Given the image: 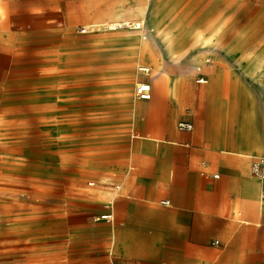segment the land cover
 Returning a JSON list of instances; mask_svg holds the SVG:
<instances>
[{"label":"rangeland","instance_id":"1","mask_svg":"<svg viewBox=\"0 0 264 264\" xmlns=\"http://www.w3.org/2000/svg\"><path fill=\"white\" fill-rule=\"evenodd\" d=\"M156 2L161 9L159 18L152 21L148 17L141 27L104 29L93 25L80 33L82 25L126 4L145 6L151 15L152 0H73L72 27L58 39L57 46L36 47V51L27 53L23 52L24 47L10 54L13 64L8 70L22 77L19 83L24 89L17 95L24 104L19 110L7 103L0 105V264H48L50 240H57L62 249L74 248L76 245L72 243L81 239L80 232L67 236L65 230L71 206L80 200L72 198L70 186L77 187L80 183L88 186L105 160L125 153L124 145L132 134L147 133L154 126L146 113L149 102L140 100L135 92L137 80L148 79L142 70L139 77L131 78L133 89L129 98L116 91L102 94L91 91V97L86 98L89 106L84 111L62 109L60 103L80 91L77 85L86 72L93 73L99 68L102 76H106L114 74L107 72L116 66L138 63L137 57L126 56L121 60L102 57L94 65L83 63L71 68L64 62L67 55L98 51L106 45L112 47L121 38L137 41L143 38V29L148 32L145 39L152 43L155 38L163 41L173 35L184 51H192L195 37L201 33L209 41L211 62L194 75L182 78V106L175 112L171 128H177L181 118H190L196 133L201 105L200 109L208 113L204 122L208 130L202 133L219 142L227 128L226 120L231 118L233 122L240 107L255 115L264 127V93L254 84L264 80L263 2ZM34 26L23 25L24 33ZM219 64L231 69L233 79L214 78L212 70ZM69 71L73 75L69 76ZM200 75L208 81L198 82ZM257 128L260 129L259 122Z\"/></svg>","mask_w":264,"mask_h":264},{"label":"crops","instance_id":"2","mask_svg":"<svg viewBox=\"0 0 264 264\" xmlns=\"http://www.w3.org/2000/svg\"><path fill=\"white\" fill-rule=\"evenodd\" d=\"M72 9L73 0H0V105L19 110L24 104L17 95L22 77L8 70L10 54L57 46L72 27ZM25 24L36 26L26 34ZM237 110L220 142L203 135V109L196 133L195 125L184 131L177 123L179 142L132 134L125 153L105 160L94 181L70 186L80 202L71 206L65 235L80 232L81 239L71 250L50 240L48 264H264V170L261 175L253 168L260 158L220 150L237 148L239 125L247 124L258 131L264 152V127L255 115Z\"/></svg>","mask_w":264,"mask_h":264},{"label":"bare ground","instance_id":"3","mask_svg":"<svg viewBox=\"0 0 264 264\" xmlns=\"http://www.w3.org/2000/svg\"><path fill=\"white\" fill-rule=\"evenodd\" d=\"M260 1L264 5V0ZM159 9L156 0H152L151 15L145 6L126 4L120 8H116L112 12L101 14L98 18L86 23V27L92 28L93 25H99L104 29L122 27L124 25L141 27L142 22L146 23L148 17L152 21L158 19L161 14V9ZM211 28L212 26L208 23V29ZM141 33L143 34V38L137 41L121 38L112 47L106 45L98 51L87 50L81 55H67L64 62L65 65L71 68L81 66L83 63L94 65L98 60H102V57L108 59L117 58L118 60L126 56L137 57L138 63H136L137 65L133 63L119 67L116 66L115 69H109L107 72L114 74H108L106 76H102V69L99 71V68L93 71V73L91 70L88 73L86 72L81 82L77 85L80 91L69 95L68 98H65L60 103V106L65 111L82 112L89 106L86 98L91 97V91L99 94H102V92L116 91L120 92L124 98H129L132 95L133 89L131 78L133 75H138L139 77V72H141L140 66L143 65L148 69V80L153 87L154 95L152 100L149 101L148 107H146V113L150 117V123L154 125V129L148 133L135 132V135L152 142L165 140L179 142V131L176 127L172 129L171 123L175 112L182 106V78L188 74L194 75L211 62L210 54L212 51L210 50L209 41L207 42L204 36L199 33L192 44L193 50L184 51L181 44L173 35L167 36L163 41L155 38L156 42L152 43L148 39H145L148 32L146 33L143 29ZM150 34L153 35L152 32ZM123 47L124 50L122 49ZM36 50V47H26L23 52L27 53ZM225 68H227L225 64H219L213 69L212 74L214 78L217 80L226 77L233 79L230 76L231 69L229 68L228 70ZM67 74L71 76L73 72L69 71ZM40 76L42 77L43 75ZM140 81L143 80L140 78L137 80V83ZM254 84L264 93V80ZM91 86L95 88L90 89L89 87ZM200 107L198 109V115L203 117L204 114ZM79 119L81 120V117ZM227 134H230V132L227 131ZM238 135L239 144L237 148L221 145L220 150L224 153L238 152L255 159L264 157V154H261L262 146L259 140V133L256 129L248 127L247 124H241L239 125ZM70 158H66L67 162H69L68 160ZM21 193L25 194L24 191H21Z\"/></svg>","mask_w":264,"mask_h":264},{"label":"built area","instance_id":"4","mask_svg":"<svg viewBox=\"0 0 264 264\" xmlns=\"http://www.w3.org/2000/svg\"><path fill=\"white\" fill-rule=\"evenodd\" d=\"M87 31L86 26H82L80 28L81 33H85ZM141 70L145 73H148V69L146 66H140ZM198 82L205 83L208 81V79L204 75H200L197 79ZM136 95L143 100H149L152 98V85L149 81H140L136 84ZM178 127L181 130L184 131H191L194 128V124L191 120L188 119H180L178 122ZM254 172L258 174H263L264 170V157L260 158L258 161L254 164ZM218 176V174L216 175ZM115 187H118V185H114ZM165 203H169V200L164 201ZM103 217L108 218L110 217V214L103 215ZM219 241L216 240V243ZM114 264H126L123 261H116Z\"/></svg>","mask_w":264,"mask_h":264}]
</instances>
